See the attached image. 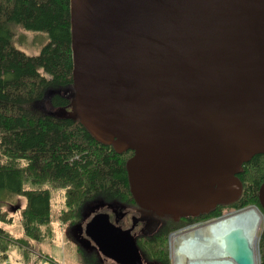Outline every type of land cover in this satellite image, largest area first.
<instances>
[{
  "label": "water",
  "instance_id": "95a60500",
  "mask_svg": "<svg viewBox=\"0 0 264 264\" xmlns=\"http://www.w3.org/2000/svg\"><path fill=\"white\" fill-rule=\"evenodd\" d=\"M75 111L127 162L142 207L129 228L97 211L84 232L117 264H145L134 229L197 217L241 193L264 154V0H70ZM259 198L264 208V183ZM236 261L251 264L238 248Z\"/></svg>",
  "mask_w": 264,
  "mask_h": 264
},
{
  "label": "trees",
  "instance_id": "16d2710c",
  "mask_svg": "<svg viewBox=\"0 0 264 264\" xmlns=\"http://www.w3.org/2000/svg\"><path fill=\"white\" fill-rule=\"evenodd\" d=\"M12 23L48 34L41 53L29 55L14 46ZM71 25L70 0H0V223L12 221L4 210L3 195L24 197V233L37 242L46 240L54 228L52 189L65 191L59 221L68 222L66 232L72 238L79 237L78 229L85 236V223L97 211L109 212L111 220L121 225L127 209L142 210L126 165L134 151L118 152L112 143L99 140L75 111ZM242 168L237 175L242 186L239 197L193 218L258 208L263 215L259 243L264 264V208L259 198L264 154L253 156ZM139 225L134 235L144 263L172 264L167 239L183 231V218L155 215ZM10 234L0 224L1 261H8L14 245L28 242ZM85 240L76 241L79 264H117L101 255L89 238ZM21 253L22 264H39L26 249Z\"/></svg>",
  "mask_w": 264,
  "mask_h": 264
},
{
  "label": "rangeland",
  "instance_id": "374dc122",
  "mask_svg": "<svg viewBox=\"0 0 264 264\" xmlns=\"http://www.w3.org/2000/svg\"><path fill=\"white\" fill-rule=\"evenodd\" d=\"M10 30L13 32V37H12V43L14 46H16L18 49L24 51L25 53L29 55H38L41 53L42 48L48 43L49 41V36L46 32L42 31H34V30H27L24 27H21L17 23H12L10 24ZM75 112V111H74ZM52 210H53V221H52V227L53 231L46 236V240L42 239L41 242L37 241H32L29 239L23 229V219H22V212L23 209L26 205V199L21 196H17L15 194H10V193H5L3 195L4 202H2L4 210L8 212L9 217L11 218L10 223H0L3 225V227L11 233L10 235L13 237V239H19L20 237H25L27 239V243L20 244L18 246H22L19 248L17 245H14L11 250V255L8 259L10 264H22V259H21V249H26L29 253H31L33 258H38L39 264H79L80 260V255L77 250V246L80 244L78 241H83L84 243L86 242L85 238L86 235L84 236L80 229H78L79 237H76L73 235V239L70 235V231L66 232L68 222L67 221H59L60 214L62 210L65 208V195L64 192H61V190H54L52 189ZM251 209H256L258 211V208L254 206H250L247 209L239 210V211H232V210H224L223 211V216L219 218H213L211 221H214L210 223L209 225L218 222L221 218L227 216V215H234L236 212H244L246 210H251ZM102 212H107L104 210H100ZM261 216L260 211H258ZM109 213V212H108ZM127 216L129 217V220L126 221L127 224H124V228L130 227L132 222V216H141L143 214L141 211H130L127 209ZM92 216V215H91ZM90 216V217H91ZM263 218V217H262ZM152 218H148V220H151ZM218 220V221H216ZM263 225V223H262ZM140 226H136V229L134 232H139ZM208 226V225H207ZM202 227H197L192 230H197V229H202ZM262 229V226L260 230ZM191 231V230H188ZM188 231H183L179 233H174L172 236L167 239L168 240V247H169V254L171 258L172 264H177L176 262V255L174 252V243H173V238L174 236L182 235L184 233H187ZM198 231V230H197ZM70 235H69V234ZM223 233V232H221ZM259 233L258 232V242H259ZM224 234V233H223ZM10 236V238H12ZM44 240V241H43ZM17 241V240H15ZM247 241V240H246ZM196 242V243H195ZM195 244H189L188 247H186V254L189 255V253H193L196 258H199L200 256L202 257L204 252L209 248V250L213 247L210 246L209 244L211 241H209V244H207L206 247H204V243L200 244V241L195 240ZM218 242V241H217ZM198 243V244H197ZM202 247V248H201ZM258 247V243H257ZM219 249V248H218ZM217 249V250H218ZM257 255L259 257L258 261L260 264H262V243H259V247L257 248ZM205 250V251H203ZM189 251V253L187 252ZM201 252V253H197ZM51 257V259L49 258ZM215 259V258H214ZM18 260L20 262H18ZM55 262V263H54Z\"/></svg>",
  "mask_w": 264,
  "mask_h": 264
},
{
  "label": "bare ground",
  "instance_id": "6f19581e",
  "mask_svg": "<svg viewBox=\"0 0 264 264\" xmlns=\"http://www.w3.org/2000/svg\"><path fill=\"white\" fill-rule=\"evenodd\" d=\"M262 217L256 209L236 212L207 227L197 229L198 231L191 230L174 236L173 253L176 255L177 264H240L236 261L239 247L248 253L251 264H260L257 255V234L263 223ZM195 240L200 241V244L204 243V247L211 241L209 245L213 247L210 250L208 248L199 258L189 251V255L186 254V247L189 244L194 245Z\"/></svg>",
  "mask_w": 264,
  "mask_h": 264
},
{
  "label": "flooded vegetation",
  "instance_id": "af4514ba",
  "mask_svg": "<svg viewBox=\"0 0 264 264\" xmlns=\"http://www.w3.org/2000/svg\"><path fill=\"white\" fill-rule=\"evenodd\" d=\"M113 212V215H114V211H112ZM110 214V213H109ZM228 216V215H227ZM111 217V216H110ZM133 217V216H132ZM226 217V216H225ZM150 218H152V217H150ZM216 218V217H215ZM224 218V217H223ZM129 220V217L128 216H124L123 218H122V223L123 224H121L120 226H122L123 227V225L124 224H127V222L126 221H128ZM183 220H184V222H185V224H186V226H184V231H188V230H192V229H194V228H196V227H202V226H205V227H207V225H209V223H210V221L212 220V218L211 219H198V220H194V218L193 217H187V218H183ZM113 222V221H112ZM131 225H132V222H131ZM131 225H129L130 227H131ZM138 226H140L139 225V223L137 224ZM136 225V226H137ZM124 228V227H123ZM129 228V227H128ZM136 229V228H135ZM135 231V230H134ZM113 261V260H112ZM114 262V261H113Z\"/></svg>",
  "mask_w": 264,
  "mask_h": 264
},
{
  "label": "built area",
  "instance_id": "2783aa9c",
  "mask_svg": "<svg viewBox=\"0 0 264 264\" xmlns=\"http://www.w3.org/2000/svg\"><path fill=\"white\" fill-rule=\"evenodd\" d=\"M0 264H9L7 261H1L0 259Z\"/></svg>",
  "mask_w": 264,
  "mask_h": 264
}]
</instances>
